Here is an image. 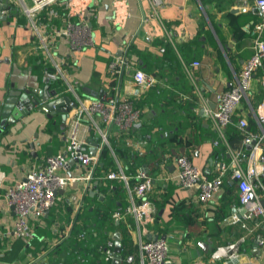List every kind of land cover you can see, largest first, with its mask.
<instances>
[{
	"label": "crops",
	"instance_id": "crops-1",
	"mask_svg": "<svg viewBox=\"0 0 264 264\" xmlns=\"http://www.w3.org/2000/svg\"><path fill=\"white\" fill-rule=\"evenodd\" d=\"M92 1L94 7L89 18L94 43L70 52L66 37L58 35L53 41L56 45L54 54L62 62L67 81L76 87L79 96L87 102L111 94L114 84L108 72V63L115 56L128 55L129 64L118 94L135 98L145 90L130 75L137 68L156 76L157 85L164 94L162 99L140 105L144 111L142 122H151L163 116L168 99L173 95L185 108L174 111V116L170 118L177 121L175 127L180 129L176 139L171 141L172 145L176 151L189 153L198 166L210 165L214 157L213 140L216 133L203 110V97L213 105L216 93L234 83L236 74L253 52L256 23L260 17L249 5L239 0H163L158 13H154L151 0ZM0 2L4 4L6 0ZM7 4V7L11 6V0ZM12 8L7 13L0 11V121L3 105L11 91L18 88L40 89L46 84V78L54 79L55 72L42 59L30 20ZM7 14L10 17L3 19ZM124 14V20L118 23L117 20ZM50 22L51 26H63L65 23L58 18ZM51 26L48 27L49 32ZM131 44L134 46L133 52ZM167 51L169 55L173 52V60L166 58ZM195 60L200 64L191 67L188 72L184 65H190ZM38 63L44 67L42 79ZM262 71L264 68L255 75L251 84L250 98L255 109L264 100V89L260 84ZM85 87L94 92L102 90V93L93 95L86 92ZM238 113L246 115L249 122L250 119L254 121L248 103L243 102ZM52 119L60 120L62 130H47V124ZM52 119L41 110H33L0 131V264H49L53 256H57L61 264L65 260V253L52 254L49 249L36 251L34 255L31 242L37 229L52 228L53 235L46 237V243L48 248H54L50 242L54 236H62L67 225L56 228L50 222V216H44L43 219L32 216L31 236L19 237L14 226L15 212L6 201L8 189L23 179L31 166L40 165L44 155L54 154L51 143L54 133L60 135L62 144L58 151L62 149L64 139L61 134L68 126L62 127V124L68 123L69 118L63 121L61 115L57 114ZM82 137L87 142L96 143L97 140L87 123L83 126ZM83 147L89 152L94 150L87 144ZM174 170L175 167L170 164L169 171ZM168 186L172 187V201L159 210L158 221L151 226V231L155 235L167 237L173 264H225L224 260L212 261L209 256L215 248L236 240L242 234L237 225L225 219L234 212L238 202L231 203L224 218L219 217L221 199L229 187H225L220 197L203 203L198 200L194 187L183 188L173 180H168ZM180 202L185 203L188 210L185 216L181 214V222L177 224L171 215L172 204ZM64 206H59L58 211L64 210L63 218L67 220L69 215L74 217L72 206L69 207L67 203ZM260 230L264 234V226ZM134 237V232L127 234L128 240L137 248ZM24 254L26 256L22 258ZM135 255L139 258L138 249ZM241 260L243 264H264V246L253 238L248 239L242 244Z\"/></svg>",
	"mask_w": 264,
	"mask_h": 264
},
{
	"label": "built area",
	"instance_id": "built-area-1",
	"mask_svg": "<svg viewBox=\"0 0 264 264\" xmlns=\"http://www.w3.org/2000/svg\"><path fill=\"white\" fill-rule=\"evenodd\" d=\"M239 1L249 5L260 20L256 23L257 35L253 52L236 74L234 83L216 93L215 100H212L214 105L203 97V110L216 133L212 163L207 167H200L193 162L189 153L168 150L160 154L157 168L153 164L155 160L145 162L132 178L126 172L124 159L112 145V137L125 134V146L142 156L147 154L154 143L151 134H137L135 130V126L143 121V108L137 106L133 99L120 96L117 92L129 64L128 55L115 56L108 63V72L114 84L112 93L87 102L79 96L76 87L67 81L62 62L54 54L56 45L53 41L58 35L68 39L70 52L94 43L89 18L94 2L11 0L12 9L20 11L30 20L42 59L55 70L54 79L47 89L49 95H69V105L72 106L67 116L68 126L61 134L64 139L62 149L57 153L44 155L40 165L31 166L25 177L6 193V201L15 212L14 226L19 237L31 236L32 216L43 219L44 216H50L55 208L53 224L56 228L67 225L62 231L63 235L54 236L50 242L52 247L56 246L69 234L77 212L87 204L86 197L92 193L94 198H104L101 187L108 180H116L122 184L126 195L123 206L113 212V218L124 223L127 234L135 233L138 264H173L169 240L151 231L159 212L157 201L162 200L163 195L168 192V180H173L183 188L194 187L198 200L203 203L220 197L230 183L235 185L239 205L225 219L237 225L242 234L236 240L215 248L210 253V260L243 264L241 256L244 242L253 238L264 246V234L260 230L264 226V100L255 109L250 98L252 80L264 68V0ZM162 2L163 0H151L154 13H158ZM11 6L4 8L0 2L1 13H7ZM53 18L62 20L64 25L51 26ZM124 18L125 14L117 20L118 23L121 24ZM49 26L52 27L51 32L48 31ZM199 64L195 60L184 67L189 72L191 67ZM261 74L260 84L264 89V71ZM133 79L143 89L154 87L158 83L156 76L141 68L133 72ZM243 102L250 105L253 113L254 121L251 125L246 115L238 113ZM85 123L97 136L96 143L87 142L82 137ZM232 123L243 134L238 145H234L227 135V129ZM85 144L90 145L95 153L87 151L83 147ZM105 150L111 157L107 170L100 168L105 164ZM170 164L175 167L173 172L169 171ZM66 203L75 211L74 217L69 220L63 218L64 210L58 212L59 206L65 207ZM117 231L122 235L120 229L112 230L107 239L104 253L105 258L111 260L108 264H112L115 257ZM79 236L82 238L84 234L80 233ZM123 257L128 263L136 260V255L132 252Z\"/></svg>",
	"mask_w": 264,
	"mask_h": 264
},
{
	"label": "trees",
	"instance_id": "trees-1",
	"mask_svg": "<svg viewBox=\"0 0 264 264\" xmlns=\"http://www.w3.org/2000/svg\"><path fill=\"white\" fill-rule=\"evenodd\" d=\"M133 44L130 45L131 51L133 50ZM133 52V51H132ZM169 51L166 53V58L172 59L174 55L173 52L168 54ZM139 54V52H136ZM39 66V75L42 79L43 73V66L41 63H38ZM164 92L162 91L159 85H156L151 88L145 89L135 98H131L134 100L137 106L141 107L145 102H150V100L162 99ZM171 102L175 105V107L169 108L166 110L168 113L166 114L167 121L164 122V119L157 117L155 120L151 122H141L136 125V129L140 131V134L149 133L151 134L152 143L154 146L150 148V150L144 156L139 155L137 151L133 150L131 147H127L124 144L125 134L120 136L112 137V145L115 147L117 153L124 159V164L126 166V172L132 178L135 177L137 173V169L141 167L145 162H150L155 160L153 164H155L157 168V164H159L160 154L164 153L165 151H175L174 145H172V140H175L179 128H176V122H169V119L172 118L174 111H179V108L182 109V105L177 102L173 95L170 96L168 99V103ZM167 100L165 101V104ZM185 108V107H183ZM183 110V109H182ZM57 120V119H56ZM54 121V119L50 120L47 124V130L52 132L54 130L60 131V120ZM250 125L253 123V120L250 119ZM64 129V128H63ZM136 130V132H138ZM165 130V131H164ZM167 132V133H166ZM91 133L93 131L91 130ZM162 135H164L162 141ZM227 135L230 141L234 145H238L241 141L243 136L240 129L234 124H230L227 129ZM52 153H56L59 149V146L62 144V139L60 135L54 133L52 136ZM178 143V142H177ZM105 158L104 166H100L101 169L107 170L108 163L111 162V157L107 150L104 151L103 154ZM115 167L114 164H112ZM155 173V172H154ZM102 193L104 194V198H94L90 195L87 196V204L81 208L76 216L74 225L71 227L69 235H67L57 246L54 248H48L46 243V237H51L53 235L52 228L50 229H37L36 234L31 242V245L34 246L33 250L31 246L29 248L33 251L34 255L37 253L36 251H41L42 249H49L51 253L54 252H63L65 253V260L62 264H108L111 260H107L105 258V248L107 245V239L109 237V232L112 230L120 229L122 231V263L121 264H138L137 258L134 262H127L123 255L128 252L135 253L137 248H135V244L128 240L127 233L124 230V223L122 221L117 222L113 218V212L115 209L123 206L124 204V197L126 195L125 190L120 182L116 180H108L106 185L101 187ZM173 191L172 187L168 186V192L163 195L162 200L157 201V206L159 210L162 207H167L168 201H172ZM221 207L220 210V218H224L223 215L228 212L230 209L231 203L238 202L237 192L235 191V185L230 183L228 192L222 197ZM174 204V203H173ZM172 204V212L173 218L176 219L177 224H180L181 214L185 216L187 212V207L185 203H175ZM171 208V206H170ZM55 208L50 213V218L54 222ZM159 214V212H158ZM71 218V215L67 216V220ZM159 215H157L158 221ZM80 233H83L84 236L81 238L79 236ZM44 238V239H43ZM137 247V246H136ZM26 254L23 255L22 258H25ZM49 264H61L60 260L53 256V258L49 259Z\"/></svg>",
	"mask_w": 264,
	"mask_h": 264
},
{
	"label": "water",
	"instance_id": "water-1",
	"mask_svg": "<svg viewBox=\"0 0 264 264\" xmlns=\"http://www.w3.org/2000/svg\"><path fill=\"white\" fill-rule=\"evenodd\" d=\"M7 1L8 0H6V2L3 4L4 8L8 6ZM9 17L10 14H7L2 18L8 19ZM51 81V78H46V84L42 88L37 90L29 88H18L14 92L11 91L6 97L5 103L3 105L0 121V131L4 130L10 124H13L15 121L23 119L24 116L28 115L33 110H41L45 112L51 119L55 115L60 114L61 119L63 121H66V118L72 108V106L69 105L71 98L69 95L51 97L47 91ZM85 90L86 92L93 95L102 93V90L99 92H94L90 88L86 87ZM35 93L38 94L36 95ZM92 153H95V151L92 150ZM115 238V257L113 258L112 264H121L122 235L119 231L115 233Z\"/></svg>",
	"mask_w": 264,
	"mask_h": 264
},
{
	"label": "rangeland",
	"instance_id": "rangeland-1",
	"mask_svg": "<svg viewBox=\"0 0 264 264\" xmlns=\"http://www.w3.org/2000/svg\"><path fill=\"white\" fill-rule=\"evenodd\" d=\"M130 75H131V77H132L133 72H132ZM172 107H175V105H174L173 103L169 102V103L166 105V110L169 109V108H172ZM168 111H169V110H168ZM168 111H167V112L165 111V114H164L163 116L160 117L161 119H164V120H163L164 122L167 121V119H166V114L168 113ZM170 121H172V122H177L176 120H171V119H169V122H170ZM66 125H67V123L64 122V123L62 124V127H65ZM164 131H165V130H164Z\"/></svg>",
	"mask_w": 264,
	"mask_h": 264
}]
</instances>
